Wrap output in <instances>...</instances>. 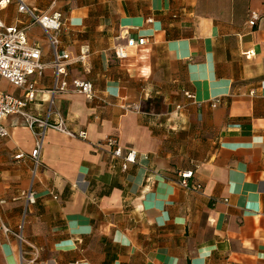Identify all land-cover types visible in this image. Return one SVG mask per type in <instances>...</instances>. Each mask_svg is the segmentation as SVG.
I'll return each instance as SVG.
<instances>
[{
	"label": "crops",
	"instance_id": "0c3cea01",
	"mask_svg": "<svg viewBox=\"0 0 264 264\" xmlns=\"http://www.w3.org/2000/svg\"><path fill=\"white\" fill-rule=\"evenodd\" d=\"M25 2L62 13L61 45L85 56L64 78L92 81L108 103L53 93L50 66L30 76L40 90L30 110L52 108L86 137L47 128L33 172L41 130L18 114L2 119L0 264L19 263L2 226L21 224L26 257L36 246L41 264H264V0ZM0 18L28 26L42 61L53 59L46 31L16 2ZM129 36L147 42L118 59ZM0 91L24 96L5 78ZM109 137L137 151L126 169ZM185 171L201 189L180 185Z\"/></svg>",
	"mask_w": 264,
	"mask_h": 264
},
{
	"label": "built area",
	"instance_id": "2783aa9c",
	"mask_svg": "<svg viewBox=\"0 0 264 264\" xmlns=\"http://www.w3.org/2000/svg\"><path fill=\"white\" fill-rule=\"evenodd\" d=\"M16 2L19 12L28 15L31 23H37L44 28L48 36L49 43L53 51V59L48 63L42 61V49L38 45H31L27 38L28 26H18L15 24L7 25L0 18V78H5L15 86L21 87L24 90V96L19 97L7 92L0 91V136H8V130L3 126L2 119L10 114H18L25 118L26 125L35 130L39 128L40 140L36 147L32 150L30 157L34 162L33 172L36 171L40 163V154L42 148V140L44 132L47 128H53L69 136L86 137V132L75 133L69 130L66 126L64 118L52 108H49L44 116L34 114L30 110V105L35 101L39 93L36 82L30 79L33 74L42 75L44 69L50 66L54 70L55 85L52 90L55 92H77L84 94L89 99H98L102 103H108L104 96H101L94 87L92 81L82 78H74L70 85L64 78L68 73V67L76 60H84L85 56L73 58L71 54L63 48L59 38V32L63 24V16L60 11H39L29 6L25 0H0V10L6 8L11 3ZM258 15L255 12L251 13L249 23L253 26L256 24ZM147 42L145 37L129 36L126 44H118L114 49V54L118 59H124L128 56L129 48L143 45ZM247 57L255 54L254 50L245 52ZM126 111H137L139 108L136 105L124 106ZM56 115L57 119H53ZM107 144L111 147V153L114 157L123 160V168L126 169L128 164L135 162L137 151L128 149L126 152L119 144L118 140L113 137L107 138ZM25 154L20 152L15 158H24ZM193 176L192 171L181 173L180 185L184 188L201 189V184H193L190 178ZM29 199L34 201L33 192L29 193ZM5 200L0 199V205ZM4 233L7 236H14L18 239L20 245V261L18 264H41L39 261V249L36 246H31L33 251L32 258L26 257L24 245L26 240L23 235V224L15 231L3 225Z\"/></svg>",
	"mask_w": 264,
	"mask_h": 264
}]
</instances>
